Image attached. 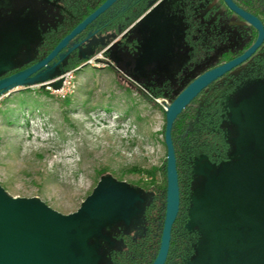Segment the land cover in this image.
I'll list each match as a JSON object with an SVG mask.
<instances>
[{
  "label": "rangeland",
  "instance_id": "1",
  "mask_svg": "<svg viewBox=\"0 0 264 264\" xmlns=\"http://www.w3.org/2000/svg\"><path fill=\"white\" fill-rule=\"evenodd\" d=\"M21 5L19 0L0 1L1 60H7L22 44V30L17 27ZM103 61L72 72L64 97L36 86L0 95V186L10 197L36 198L53 211L68 215L80 209L104 176L139 189H163L162 132L170 99H153L156 105H152L143 97L142 93L150 95L141 84L120 73L132 76L124 63L114 60L120 69L117 72ZM263 109L264 90L241 108L248 137H253L264 154V129L252 132L256 121L264 125ZM234 120L239 122L236 113ZM201 165L203 161L194 166V174L203 171ZM247 171L252 175L245 183L225 169L209 177L198 198V214L220 223L238 221L245 214L256 227L264 228V168L258 165ZM199 177L194 183L202 184ZM95 204L97 210L94 213L93 207L88 212L89 219H94V214L119 212L130 204V195L124 190L104 189ZM230 210L235 213H222ZM0 214L41 233L51 219L31 206L14 207L1 193ZM30 216L37 218L36 223ZM259 237L264 240V233Z\"/></svg>",
  "mask_w": 264,
  "mask_h": 264
},
{
  "label": "trees",
  "instance_id": "2",
  "mask_svg": "<svg viewBox=\"0 0 264 264\" xmlns=\"http://www.w3.org/2000/svg\"><path fill=\"white\" fill-rule=\"evenodd\" d=\"M28 1H21L22 8L18 14L22 18L18 19V24L34 29L33 54L27 61L13 62L11 71L27 67L47 55L104 0H38L31 6ZM233 1L264 24V0ZM156 2L157 0L117 1L87 26L76 43L66 48L65 56L43 79H56L103 51ZM160 32L179 53V58L174 63L175 68L169 67L162 74L155 72L157 64L150 54L146 57L147 50L155 47L145 40ZM233 36L238 38L236 44H231ZM255 37L256 32L242 24L238 17L225 8L221 0H162L118 41L105 49L103 54L111 60L124 63L133 74L132 77L150 94L148 96L142 93L143 97L155 106L153 99L168 98L171 103L198 75L242 53L253 43ZM158 49L157 47L156 50ZM143 71L146 72L145 76L141 74ZM262 90L264 42L248 61L201 90L176 117L171 138L178 173L180 210L191 196L189 191L202 185L195 182V186L194 180L199 174H194V166L203 161L199 168L216 167L224 157L233 154L238 138L233 137L236 126L234 113L241 117L236 108ZM162 169L165 175V159ZM111 180L124 184L136 195L138 210L133 216L142 217L143 220L147 210H154L160 205L164 210L165 185L161 190L152 187L144 190ZM181 215L182 213H178V216ZM177 232L173 231V238H176ZM184 250L192 251L187 248Z\"/></svg>",
  "mask_w": 264,
  "mask_h": 264
},
{
  "label": "water",
  "instance_id": "3",
  "mask_svg": "<svg viewBox=\"0 0 264 264\" xmlns=\"http://www.w3.org/2000/svg\"><path fill=\"white\" fill-rule=\"evenodd\" d=\"M116 1L104 0L66 34L47 55L22 70L0 78V95L15 88H26L51 81L45 80L43 77L61 61L63 58L61 52L72 39L83 32L88 25L94 22ZM223 1L231 11L257 30V37L254 43L241 55L196 77L164 110L165 211L160 246L152 264L164 263L169 247L172 224L179 209L178 173L171 138L173 123L184 107L202 89L248 59L264 39L263 26L256 18L237 7L232 0ZM55 59L57 61L52 63ZM1 64L2 60L0 59ZM3 69L4 67L0 66V71ZM49 85L53 89H57L61 85V80L50 82ZM40 87L45 89L46 84H42ZM249 99L240 103L236 108L237 113H244L241 110L242 104ZM261 111L264 112V109ZM257 112L259 113L260 110L258 109ZM234 123L236 126L239 124L235 120ZM111 179L110 177H102L93 192L82 203L80 209L68 215L53 211L36 198H12L0 186V193L14 207L21 209L24 206H31L51 218L48 221L49 224L44 227L45 232L41 233L24 227L11 218L0 214V264H94V251L88 245V240L94 233V229L90 228L94 224V220L96 224L102 225L106 222L110 223L113 220L123 219L127 207L132 206L137 200L132 190L124 184L112 182ZM108 188L128 192L130 204L115 214L108 216L96 214L98 217L94 214V219L92 217V220L89 219L88 212L92 211L93 207L94 213L97 210L95 203L99 194ZM193 200L195 201L196 198L194 197ZM82 215L85 216L81 217ZM31 219L36 223L35 219L37 220V218L33 217ZM203 221L208 220L203 219ZM95 231H100V227H97ZM262 233H264V228L261 225L256 227L254 221L245 214L238 221L221 223L215 230L206 231L209 264H264V240L259 237Z\"/></svg>",
  "mask_w": 264,
  "mask_h": 264
},
{
  "label": "flooded vegetation",
  "instance_id": "4",
  "mask_svg": "<svg viewBox=\"0 0 264 264\" xmlns=\"http://www.w3.org/2000/svg\"><path fill=\"white\" fill-rule=\"evenodd\" d=\"M19 1L26 2V0H19ZM161 1L162 0H157L156 3H154L148 10H146L122 34L116 37L105 49L109 48L111 45H113V43L118 41V39L128 29H130L143 16H145L153 8H155ZM221 1L227 10H229L233 15H235L242 21V24H245L251 27L256 32V37H257V30L253 26H251L249 23H247L245 20H243L241 17H239L237 14H235L233 11H231L226 6L223 0ZM37 2L38 0L28 1V3H31L29 4V6L35 5V3ZM116 2H114L111 6H113ZM232 2L240 9L246 11L245 9L238 6L233 0ZM246 12L251 14L248 11ZM251 15L262 24L263 29H264V24L256 16H254L253 14ZM17 27L20 30H22V36H23L22 44L16 47L15 52H13L7 60H2V64L0 66L4 67V69L0 71V78L26 68V67H23L22 69L11 71L13 62H16L19 60L27 61L29 57L33 54L32 47H33V42H34V29H32L29 26L26 28L25 25H19L18 22H17ZM80 34H78L74 39H72L70 43L68 44V46H71L73 43H76L75 41L78 39V36ZM151 36H152L151 39H147L146 37L145 40L149 42L150 44H152L155 47V49L147 50L148 53L146 57H148V55L150 54L152 59L156 61L155 63L157 64V67L155 69V72H158V74H162L169 67H173L174 69L175 68L174 63L179 58V53L177 52V50L175 48H172V45L171 46L169 45V40L163 37V34H161V32L156 33ZM160 40L161 42H159ZM237 40H238L237 36H233L231 40L232 42L231 44H236ZM263 42H264V39L261 45L256 49V51L262 46ZM170 43L173 44L172 41H170ZM157 47L159 48L158 50H156ZM66 48L62 51L63 57L65 56ZM103 51L99 52L94 57H92L95 60L94 62H99V60L103 59L106 63L109 64L108 65L109 68H111L114 71L119 72L120 69L115 64L114 60H111L110 58L106 57L103 54ZM256 51L248 59H246L244 62H242L238 66L248 61L256 53ZM242 53L238 54L237 56L241 55ZM237 56H235L234 58H236ZM56 61L57 59L53 60L54 63ZM228 61H225V62H228ZM225 62H222L221 64ZM163 63H165V66H163ZM233 69H231L230 71H232ZM230 71L226 72L225 74L229 73ZM120 73L123 76H126V75H128L129 77L133 76V74L132 76H130L129 74L124 73L122 71ZM143 73H144L143 76H145L146 72L143 71L141 74ZM224 75H222L221 77H223ZM174 88L177 89L176 86ZM142 89L147 92V90L143 86H142ZM244 117H245L244 113L241 114L239 124L235 126L233 130V137L234 136L238 137L237 142H236V148L233 154L231 156L229 155V156L224 157L223 158L224 160L218 166L216 167L211 166V167H208L207 169H203V171L201 170L199 173V176L201 177L199 178L202 179L201 187L197 188L196 190H194V187H193L189 191V194H191V196L189 195V199L185 201L184 208L182 210H180V208L178 209V213H182V215L178 216L177 214L175 221L172 224L170 240H169V247H168L167 255H166V258L163 264H209V256H208V249H207L208 241H207L206 231L215 230L217 226L221 223L218 221V219H215V220L209 219L208 221L204 222L203 218H201L202 216L198 214L201 208L198 202V198L201 195L202 189L206 181L208 180L209 177H214V176L219 175V172L222 169H225L231 175L235 176L238 181L245 183L243 182L245 178L248 177L250 174L252 175V173L247 171L248 168L255 169V167L258 168V165L264 168V155L256 146L253 140V137L251 138L248 137V132L244 128L245 123H246ZM259 124L260 123L258 121L254 123L255 127L252 131L253 133L255 134L260 133L261 131L259 128H262V129L264 128L263 124H260V125ZM239 137L241 138L240 140H239ZM194 197L196 198L195 201L193 200ZM136 205L137 203L134 202L132 206L127 207L126 215L122 217L123 219H118L116 221L113 220L110 223L106 222L102 225L96 224V221L94 220V224L90 226V228L94 229V233L91 236V238L88 240V245L94 251V256H93L94 264H152L153 263V261L155 260L157 256L159 246H160L165 204L163 206L164 210L162 209V205L157 206L154 210H147V215L145 216L143 220H142V217L138 218V216H133L134 212L138 210ZM234 211L235 210H230V211H225V212L222 211V213L223 214L225 213L234 214L235 213ZM177 217H178V223H176ZM97 227H100V231H95ZM174 230L178 231L175 234L176 238H173ZM194 246H195V251H194ZM185 248L192 249V251L186 252L184 250Z\"/></svg>",
  "mask_w": 264,
  "mask_h": 264
},
{
  "label": "built area",
  "instance_id": "5",
  "mask_svg": "<svg viewBox=\"0 0 264 264\" xmlns=\"http://www.w3.org/2000/svg\"><path fill=\"white\" fill-rule=\"evenodd\" d=\"M94 58L92 59H89L88 61H86L85 63L79 65L78 67H76L75 69H71L69 71H66L64 73H62L59 77H57V79H54L55 81L56 80H61V85L59 88L57 89H53L49 83L50 82H53L54 80H51V81H47V82H44L42 84H46V87H45V90H51L52 92H56L57 94H60L62 97H64L65 95H67V93L69 92L68 89H66L67 87V84H68V78H71V73L76 71V70H79L81 67H83L84 65L88 64V63H94ZM42 84H37V85H34L36 87H40ZM30 87H33V86H30ZM41 88V87H40ZM68 88V87H67Z\"/></svg>",
  "mask_w": 264,
  "mask_h": 264
}]
</instances>
